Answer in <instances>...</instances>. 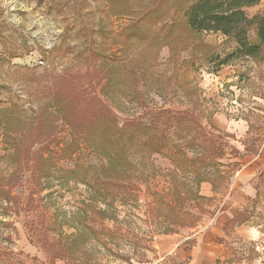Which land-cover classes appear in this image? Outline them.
I'll use <instances>...</instances> for the list:
<instances>
[{
	"label": "rangeland",
	"instance_id": "374dc122",
	"mask_svg": "<svg viewBox=\"0 0 264 264\" xmlns=\"http://www.w3.org/2000/svg\"><path fill=\"white\" fill-rule=\"evenodd\" d=\"M190 4L0 0V181L11 193L9 201L0 193V264H183L166 257L163 242L210 223L238 160L264 141V52L219 65L236 44L192 31ZM104 104L136 164L122 187L104 185L114 173L104 154L124 157L107 140ZM241 123L243 136L232 128ZM134 137L167 147L155 153ZM175 147L210 164L199 168L203 199ZM251 206L264 233V198Z\"/></svg>",
	"mask_w": 264,
	"mask_h": 264
},
{
	"label": "trees",
	"instance_id": "16d2710c",
	"mask_svg": "<svg viewBox=\"0 0 264 264\" xmlns=\"http://www.w3.org/2000/svg\"><path fill=\"white\" fill-rule=\"evenodd\" d=\"M190 5L185 12V17L187 20L188 27L197 33H216L221 34L227 38H230L236 44V50L227 55L225 59H220L219 56L212 58V61H220L219 65L227 64L232 58L239 55L245 58L256 59L264 52V6L260 13L253 17H249L246 9L249 7L256 6L261 3L262 0H189ZM252 28H255V39L252 40L250 33ZM71 116L63 117L62 120L66 125H72ZM143 127V126H141ZM104 129H106L107 140L114 145H117L124 151V157L121 154L115 153H105L104 156L108 161V166L106 170H111L114 173L110 176L104 177V185H120L123 180H131L134 175V169H136V164L127 155L128 142L129 139L126 137V133L119 128L118 124L106 108L104 104ZM145 130L151 128L144 127ZM152 142L151 151L155 153H161L167 147L165 141H154L151 138H137L134 137L133 142ZM212 147V146H211ZM214 151L217 152V156L221 157L223 153L217 148L212 147ZM76 150V149H75ZM75 150L70 151L68 154L73 155ZM176 164L181 168H184V173L188 175H193V186L196 189V196L203 199L199 195V188L202 183L207 182V178L201 173V167H208L210 164L206 159H194L193 157H188V155L183 152V150L175 147ZM43 158L45 161L47 159ZM173 159V160H174ZM180 160L182 163H180ZM203 161V162H200ZM237 163L234 164V166ZM18 168L20 166L17 165ZM236 167H239L236 165ZM18 170V169H17ZM61 172L65 177H70L72 179L76 178V170L73 169H56ZM237 170V169H236ZM17 173V172H16ZM50 173L46 174L48 177ZM78 179V178H77ZM79 180V179H78ZM1 182V181H0ZM86 185L91 186V183L87 179H83ZM99 182V181H98ZM0 193L5 196L4 199L8 200L11 198V193L8 189H5V182H1ZM9 186V185H8ZM93 186V185H92ZM3 187V188H1ZM189 187V185H187ZM191 188V187H190ZM102 192V191H100ZM107 193L104 191V200L107 199ZM117 197V196H116ZM114 197V199L116 198ZM245 213H239L234 221L244 222L246 220Z\"/></svg>",
	"mask_w": 264,
	"mask_h": 264
},
{
	"label": "crops",
	"instance_id": "0c3cea01",
	"mask_svg": "<svg viewBox=\"0 0 264 264\" xmlns=\"http://www.w3.org/2000/svg\"><path fill=\"white\" fill-rule=\"evenodd\" d=\"M263 3L264 0L262 8ZM232 128L243 136L248 125L235 124ZM230 130L233 129L230 127ZM238 162V170L214 219L191 237L167 238L162 245L166 257L172 256L183 264H264V233L260 231L261 225L254 224L251 215V205L258 198H264L258 187L264 186V141L255 154H246ZM204 187L202 190L206 192L210 185ZM239 213H245L244 222L234 221Z\"/></svg>",
	"mask_w": 264,
	"mask_h": 264
}]
</instances>
